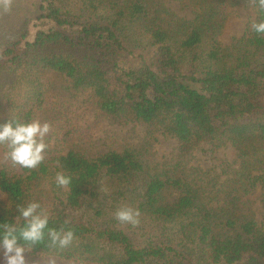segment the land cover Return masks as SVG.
I'll return each instance as SVG.
<instances>
[{"label": "trees", "instance_id": "obj_1", "mask_svg": "<svg viewBox=\"0 0 264 264\" xmlns=\"http://www.w3.org/2000/svg\"><path fill=\"white\" fill-rule=\"evenodd\" d=\"M181 1L196 8L192 18H174L158 0H0V11L12 10L16 19L0 39V75H12L0 84V123L34 119L50 103L45 74L54 71L72 96L60 99L52 118L62 144L86 135L82 124L93 107L183 146L228 143L239 159L237 168L222 170L230 173L222 181L231 182L226 189H208L179 162L152 171L148 155L131 148L60 153L48 147L31 170L3 164L0 225L18 231L25 218L17 205L35 201L48 228L74 231L73 240L60 245L46 230L25 245L31 254L82 264H264V217L248 210L251 194L264 188V159L256 174L246 159L247 143L264 140V39L250 26L258 19L257 0ZM238 3L253 14L225 54L216 37L226 6ZM57 171L71 177L68 187L55 183ZM102 178L136 185L133 209L139 220L157 225L158 234L136 238L101 221L99 206L95 218L85 215L82 208L94 203Z\"/></svg>", "mask_w": 264, "mask_h": 264}, {"label": "rangeland", "instance_id": "obj_2", "mask_svg": "<svg viewBox=\"0 0 264 264\" xmlns=\"http://www.w3.org/2000/svg\"><path fill=\"white\" fill-rule=\"evenodd\" d=\"M163 6L168 8L174 15L173 17L192 18L195 15V7L186 5L181 0H158ZM253 14V9L246 3H238L227 5L224 10V23L217 40L223 49V53L232 52V44L244 33L249 24V17ZM15 16L12 10L0 11V39L9 28L14 27ZM168 22V20H166ZM203 48L209 47L208 42L202 45ZM10 73L0 75V84L5 86L12 79ZM47 81L46 95L50 103L37 109L34 119L41 122H50V131L46 136V142L51 150L65 153L68 149H75L81 152H105L108 149L121 150L123 148H131L136 151H144L149 158V164L152 171H159L163 168H169L179 162L180 168L186 174L194 177L197 181L206 183L208 189L225 188L231 185L227 182L222 183L229 171L222 174V170L226 168H237L239 159L235 158L234 148L228 143L212 147L208 142L200 141L195 144L181 145L171 136L161 135L159 133L149 134L144 125L130 121L125 118H115L101 114L96 108L90 107L85 114L86 123L82 124L86 128V135L76 133L68 143H60L57 140L52 121L54 114L59 112L57 109L58 102L61 100H70L71 89L68 82L57 72L47 71L45 74ZM61 99V100H60ZM80 122V121H79ZM78 122V124H79ZM88 124L90 127H84ZM246 149L254 167L251 169L252 174L260 173L264 168L262 163H257L259 159H264V140L257 141L254 144L247 143ZM8 149L0 145V168L3 164H11L13 161L8 155ZM235 160L236 162H233ZM228 162L231 166H226ZM215 173L220 176L215 179ZM264 173V171H262ZM217 180V181H216ZM216 181V182H215ZM41 183V182H40ZM44 183V181H42ZM40 186L44 187L42 184ZM212 185V186H211ZM48 186V185H47ZM41 187V188H42ZM39 188V186H38ZM136 185L124 184L110 178H102L97 185V197L93 204H85L82 208L87 216L96 217L95 208L101 209L102 215L98 218L108 224L121 227L130 235L136 238H145L146 236L158 234L157 225H153L145 220H139V223L132 226L129 223L119 221L115 216V211L122 207L134 208L133 204L137 198ZM175 192L169 191L171 198ZM248 201L249 212H252L257 220L264 217V188L257 187V190L251 194ZM2 253V248H0ZM26 264H82L73 260H66L51 255H35L29 251H24Z\"/></svg>", "mask_w": 264, "mask_h": 264}, {"label": "clouds", "instance_id": "obj_3", "mask_svg": "<svg viewBox=\"0 0 264 264\" xmlns=\"http://www.w3.org/2000/svg\"><path fill=\"white\" fill-rule=\"evenodd\" d=\"M257 9L258 19H251L250 26L258 37L264 39V0H257ZM50 127V122H41L39 119L5 120L0 123V144H7L8 155L14 163L31 170L45 158V150L48 148L46 136ZM54 180L57 185L66 188L70 185L71 177L63 171H57ZM17 206L20 208V216L25 218L24 224L18 231L14 225H0V264H26L25 245L31 247L33 243L40 241L46 230L52 240L58 241L60 245H67L73 240L74 231L71 228L59 231L48 228V216L38 202L30 201L26 205ZM139 215V209L131 207H122L115 211L119 221L132 226L139 223Z\"/></svg>", "mask_w": 264, "mask_h": 264}]
</instances>
